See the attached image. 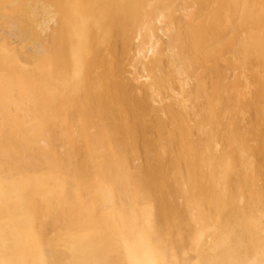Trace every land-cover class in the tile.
Returning a JSON list of instances; mask_svg holds the SVG:
<instances>
[{"label":"bare ground","instance_id":"bare-ground-1","mask_svg":"<svg viewBox=\"0 0 264 264\" xmlns=\"http://www.w3.org/2000/svg\"><path fill=\"white\" fill-rule=\"evenodd\" d=\"M246 83L264 0H0V264H264Z\"/></svg>","mask_w":264,"mask_h":264},{"label":"rangeland","instance_id":"rangeland-1","mask_svg":"<svg viewBox=\"0 0 264 264\" xmlns=\"http://www.w3.org/2000/svg\"><path fill=\"white\" fill-rule=\"evenodd\" d=\"M250 70L248 72L250 73H253V72H256L254 68H249ZM254 74V73H253ZM258 85V82H255V83H251V88H254V86H257ZM247 92V83L244 85L243 87V93H242V99H241V102L240 104H236L237 105V109L236 108V105H234V108L232 110L231 108V111H232V115H231V118L229 120V125H228V128L225 130V131H228L230 132L231 131V128L234 129H239L240 133L242 135H245V137L248 135V139H252L249 141V145L251 146V148H257V150H254L256 153L253 155L249 154L251 158L249 159H253V162H254V169H250V168H246V171L244 173V175L246 176L247 175V178L250 177V179H254V177L256 175H259L261 171H264V167L261 166L264 164V117L263 118H260V117H257V115H254L255 114V101L253 102H250L249 100V96H251V94L249 93H246ZM249 94V95H248ZM253 94L255 95V93L253 92ZM252 97V96H251ZM256 97V96H255ZM253 100V99H251ZM255 102V103H254ZM254 104V105H253ZM243 105V107L241 106ZM259 105V104H258ZM241 106V108H240ZM255 106V107H254ZM254 107V110H252V108ZM261 107V106H260ZM243 109V110H242ZM260 109V108H259ZM237 110V111H235ZM251 110L252 113V116L247 114L249 111ZM241 111V112H240ZM243 111V112H242ZM261 111V110H260ZM255 116V117H253ZM251 117V118H250ZM251 119V120H250ZM229 134V133H228ZM247 143V146L248 148L249 145H248V142ZM57 147H60V143H56L55 144ZM128 158L130 161H132V159L134 158V155L132 154H128ZM152 157H149L147 158V164H149V162L152 160L149 161L150 158H153L156 154H151ZM260 157L261 160H258V158ZM145 159V157H144ZM255 159V161H254ZM152 162V161H151ZM155 162V161H154ZM257 164V165H256ZM134 166V165H132ZM260 168V169H259ZM260 170V171H259ZM248 171V172H247ZM254 171V174L253 172ZM133 172H137L136 170H134ZM247 172V173H246ZM257 172V173H256ZM263 178L264 179V176L261 177L260 175V179Z\"/></svg>","mask_w":264,"mask_h":264}]
</instances>
